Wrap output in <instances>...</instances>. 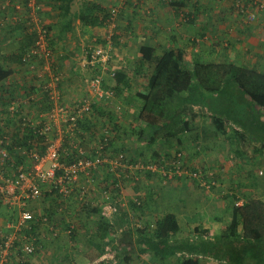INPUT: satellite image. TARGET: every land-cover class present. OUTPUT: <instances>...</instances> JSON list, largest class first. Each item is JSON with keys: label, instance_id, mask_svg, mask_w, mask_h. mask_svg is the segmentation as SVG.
<instances>
[{"label": "trees", "instance_id": "trees-1", "mask_svg": "<svg viewBox=\"0 0 264 264\" xmlns=\"http://www.w3.org/2000/svg\"><path fill=\"white\" fill-rule=\"evenodd\" d=\"M40 1L36 0L35 3V6L39 7L35 11L38 16L37 11L42 7ZM236 3V0L232 2L226 16L235 15L243 17L245 23L251 22L248 19L247 11H251L257 6L255 0H240V7H237ZM185 4V1L180 2L177 7L183 11ZM7 7L8 4H5V8ZM114 9L108 10L94 0H87L82 5L78 17L81 25L87 28L110 26L113 21L117 25ZM117 14L118 11H116ZM221 18H224V14L221 15ZM75 21L74 19L67 20L65 22L66 29L72 30ZM25 22V42L21 53L16 54V59L20 63L28 65L32 61H24L23 58L26 57L29 48L35 45L39 39V33L32 20V15ZM41 22L47 30V38L55 52V57L50 61L49 70H45L43 67L44 58L35 61L39 66L41 65L37 71L34 69L35 71L32 73L38 80H31L27 86V97L24 103L34 104L37 111L29 112L16 101L14 109L7 106L3 113L5 115L0 120V141L9 140L12 143L7 147L17 165L24 161V157L16 149L18 146L28 147L32 141L37 144L36 148L40 153L46 150L45 136L39 132L35 133V129L32 127L24 126L23 119L30 115L36 119L37 115L34 114L51 104L50 90L45 86L50 80H53V75L60 76L61 80L57 87L62 96L65 94L62 88L63 75L56 67V50L52 43V29L44 20ZM120 38H122V34L118 30L113 31L112 43L110 42L112 46L114 43L121 44ZM107 41L108 36H103V39L98 41L100 44L97 43V45L108 46L110 43ZM92 46L89 45L87 48ZM140 53L141 58L136 68V75L146 78L147 84L144 89L133 95L131 102H127L136 106L139 121L136 120L135 124L132 121L123 122L128 107L123 106L121 112L116 111V104L120 99L119 93L122 88L120 86L117 88L118 85L109 81L119 78V72L117 71L115 76L107 72L106 76L103 74L102 85L106 89L115 91V99L110 103L94 104L95 115L86 116L83 121L79 122V129L76 130L75 135L85 141L92 134L91 136L95 137L98 143L103 144L102 154L108 155L111 159L124 155L125 162H128L127 166L141 162L145 165H156L157 170L134 169V173L128 167L113 168L109 161H105L92 168L89 175H83L85 176L84 181L80 185L85 184L84 187L88 189L87 197L84 200H80L77 196L76 191L79 192L80 185L75 184L76 191L68 197H61L50 192L55 198L50 205L56 207L58 211L59 205L64 203L65 210L71 211L70 206H73V211L79 209L82 212L84 210L90 216L98 213L95 231L97 236L102 239L103 244L107 243L106 238L112 229L118 231L122 229L120 235L125 240L127 247L133 249L136 238L134 232H138L136 243L150 249L153 259L161 264H200L203 258H212L220 264H264V198L251 195L252 197L246 198L245 202L240 205L237 202L240 199L239 196L234 194L235 202L232 207L231 221L222 228L219 234L211 236L208 232L201 233V229L195 228L184 234L181 239L175 240L174 237L180 236L182 231L176 212L167 210L161 215L157 213L159 208H154L157 213L154 216V222L148 221L146 217H143L146 211L144 199L141 196L135 199L125 198L121 192L124 185L121 186V183L118 182V175L123 177L124 173H126L124 178L131 180L134 184H138L142 176L148 173H155L161 179L164 178L163 180L169 182L172 179L170 175L178 174L176 162L181 166L182 175L188 173L186 176L193 178L205 190L207 186L212 188L214 184L207 180L203 168L186 164L188 148L183 143L188 137L196 142L195 147L198 150L199 144L206 143V141L212 140L218 143L223 140L225 143L228 142L233 147L232 157L234 160L252 166L249 176L252 179L257 176L259 179L260 169L255 170V166H257L256 164L264 166V72H259L254 67L239 65L235 61L224 64L197 62L191 64L186 60V53L183 50L171 47L165 50L162 55H158L156 47L148 43L141 45ZM250 53L253 52L250 51ZM252 56L254 57V55ZM146 65L148 74L144 71ZM39 72H43V74L40 75ZM173 72L175 73L173 74ZM98 73H101V69L94 68L93 70L90 64H86L84 72L79 78L81 84L87 87L89 82L86 81V77L88 74L95 77ZM9 74L10 71H5L0 66V82H3V85H6L5 83L8 81L3 79ZM123 86L126 87L124 84ZM178 86L184 90L177 88L178 91L167 92L170 88ZM82 95L67 96L64 101L71 102L73 99L86 97L89 93ZM197 106H199L198 110ZM13 122H16L17 125L16 132L14 128L6 127ZM22 131L25 133H21ZM179 139L183 141L178 143ZM75 141V138L67 137L61 154L63 162L70 163L75 157L77 153V150L73 148ZM1 146L0 143V148ZM92 147L90 143H85V149L95 155L97 149ZM9 163H6L5 166H10ZM102 176L106 183L100 193L105 202H110L115 207L114 214L116 216H113V220L102 214L100 205H94L92 188L94 184L98 187L104 183L103 180V183L101 182L100 177ZM92 178L95 182H91ZM198 178L201 179L200 182ZM136 188L139 190L140 186L138 185ZM48 196L49 192H46L43 199L49 198ZM152 200L154 201V199ZM35 213L38 222L32 230L33 233L40 224H44L45 228L55 225L50 214H40L37 210ZM44 218H46L47 225L44 223ZM128 223L135 228L130 229ZM73 224L68 225V233L76 232V225ZM104 263L99 262L98 264Z\"/></svg>", "mask_w": 264, "mask_h": 264}, {"label": "crops", "instance_id": "crops-1", "mask_svg": "<svg viewBox=\"0 0 264 264\" xmlns=\"http://www.w3.org/2000/svg\"><path fill=\"white\" fill-rule=\"evenodd\" d=\"M37 1L39 2V0ZM85 1L87 0H41L42 7L37 11L52 29V43L56 50V67L63 75L64 97L71 95L74 97L77 94L83 96L82 94L89 93L88 88L82 85L79 79L85 69V48L89 45L100 44L98 41H101L103 36L107 37L111 30V27L107 25L90 28L81 25L78 15ZM95 1L108 10L118 9L116 29L114 28L112 32L118 30L122 34V38H120L121 44L114 43V47L110 44L112 60H114L110 64L117 68L119 78L109 81L118 85L117 88H122L118 102L124 103L128 107V112L123 119L124 123L132 121L135 124L138 120L139 113L136 111V106L127 102L147 84L146 78L136 75V68L141 58L140 47L146 44L147 40L148 44L156 47L158 55H162L165 50L174 47L183 50L186 53V60L191 64L196 62L224 64L235 61L239 65L254 67L259 72H264V11L260 12L254 21L245 23L243 17L226 16L234 0ZM183 1L186 4L182 11L177 7V4ZM35 3L36 0L29 2L27 0H0V66L3 70L10 71V74L3 79L8 80L6 85L0 82V120L4 117L3 113L7 106L12 108L16 101L29 112L37 111L34 104L28 102L25 104L24 102L27 97V86L31 80H38L32 75L38 65L35 63L22 64L16 59V54L21 53L25 42V21L31 17ZM5 4H8L7 8H5ZM184 13L185 15H183ZM222 14H224L223 19L221 18ZM70 19L76 20L72 30L65 27V22ZM261 45L263 48L260 47ZM257 48L260 49L259 53H250ZM247 55L250 60L253 59V63H247ZM144 71L148 74L147 65L144 66ZM108 79H110L109 76ZM11 101H13L12 104H9ZM196 109L198 110L199 106ZM6 127L15 130L17 125L16 122H13ZM191 139L188 137L183 143L188 148L186 164L203 168L207 180L214 184L212 188L208 186L205 190L197 182L187 178L189 176L185 178V174L170 175L172 179L167 182L155 173H148L142 176L138 184L125 179L126 173L123 177L118 175L119 184L124 185L121 192L125 198L135 199L141 196L144 199L146 211L143 217H146L148 221L154 222L153 219L157 213L162 215L167 210L176 212L182 231L180 236L174 237L175 240L181 239L184 234L195 228L201 229V233L208 232L211 236L219 234L222 228L230 223L232 217L231 212L235 198L229 197V193L237 195V191L240 190L238 181L242 182L246 176L242 166L231 172L229 161L224 160L221 155L216 156L215 148L217 147L221 152L220 150L225 146L223 140L218 143L212 140L200 143L198 150L195 147L196 142ZM182 141L179 139L178 143ZM205 158L209 160H205ZM226 165L228 168L225 170ZM103 176L100 177L101 182L104 181L103 184L98 187L93 185L92 197L94 205L102 207V214L113 220V216H116L114 214L115 207L110 202H105L100 193L106 183ZM83 179H80L79 184L84 181ZM234 181H236V185L233 183ZM91 182H95L94 178L91 179ZM138 185L140 186L139 190L136 188ZM231 185H235V190L230 189ZM177 190L182 193L178 198L183 201L187 198L191 205L188 203L181 207L171 206L172 197ZM253 191L255 192V188ZM48 197L50 199L45 198L38 202L36 210L40 214H50L55 224L53 225L59 230V233L56 237L49 239L47 237L49 228L40 224L36 231L32 232L38 247L37 253L29 255L21 248L23 245L21 232H17L11 227L16 222L14 218L17 217L18 206L9 204L0 193V232L18 236L13 247L7 252L5 264H98L99 262H105L104 264H161L153 259L150 249L136 243L138 232H134L136 238L133 249L127 247L125 240L120 235L122 229L120 231L112 229L106 238L107 243L103 244L102 239L97 236L95 231L98 213L90 216L84 210L82 212L79 209L73 211V206H70L71 211L65 210L64 203V205L57 206L58 211L56 207L50 205L51 201L55 200L50 192ZM201 204L204 211L206 210L204 218L207 220L201 221L200 225H192L193 221H190L188 216L192 217L194 213H198V205ZM61 208L62 210H60ZM154 208H159L157 213ZM131 215L133 217V213ZM73 223L76 225V232L71 234L68 233L67 228ZM152 226H154L153 223ZM129 228L135 227L130 224ZM129 251L130 253H128ZM216 263L219 262L212 258H203L200 264Z\"/></svg>", "mask_w": 264, "mask_h": 264}, {"label": "built area", "instance_id": "built-area-1", "mask_svg": "<svg viewBox=\"0 0 264 264\" xmlns=\"http://www.w3.org/2000/svg\"><path fill=\"white\" fill-rule=\"evenodd\" d=\"M236 2V6L240 7V0H236ZM255 4L257 6L253 10L247 11L248 19L251 21L257 17L260 11H264V0H255ZM34 8L36 11L39 7L34 5ZM116 11L115 8L114 16H116ZM32 20L35 22L39 39L35 45L29 48L23 60L32 61L31 63L38 65L35 61L44 58L45 63L43 67L45 70H49L51 66L50 61L55 57V52L47 38V30L41 22L43 19L35 12L32 15ZM109 27H111V30L108 33V40L111 42L112 30L116 27L115 22H111ZM110 44L108 46L93 45V49L89 47L92 49L91 51L89 48H85L84 65L90 64L93 70L94 68L101 69V73H98L95 77L89 74L86 77V81L89 82L87 86L88 96L73 99L71 102L64 101L66 96H62L57 87L61 78L59 75H53V80H50L45 86L50 90L51 104L47 108L38 111L37 114H34L37 115L36 119H33L31 115L23 119L25 121L24 126L32 127L35 129V133L39 132L42 136H45V152L40 153L36 148L37 144L32 141L28 147L18 146L16 149L24 157V161L22 164L17 165L7 147V145L12 143L9 140L0 141L2 144L0 148V193L9 204L18 206V218L11 227L15 231L21 232L23 242L21 248L26 254L34 255L38 250L35 237L32 236V230L38 222L35 213L36 205L44 198L46 192H54L61 197L70 196L76 191L75 184L80 185L79 181L81 178L83 179L86 175H89L92 168L99 166L105 161H109L113 165V168L120 166L128 167L132 170H157L156 165H145L141 162L127 166L128 162H125L124 155L111 159L108 155L102 154L103 144L101 142L98 143L95 137L91 136L92 134L85 141L75 135L76 130L79 129V122L83 121L86 116L95 115L94 104L100 102L110 103L115 99V91L106 89L102 85L103 74L108 72L112 76H115L117 73V68L110 65L112 61ZM40 66H36V71ZM39 74L42 75L43 72H39ZM14 106L15 104H13L12 109H14ZM122 109L123 105L121 103L116 104L117 112H121ZM21 133L24 134L25 132L22 131ZM23 134L21 135L23 136ZM67 137L76 139L73 148L77 150V153L70 163L61 160L63 145ZM83 141L90 143L91 146L96 148L97 153L95 155L90 154L85 149ZM8 162H10V166L6 167L5 164ZM175 164L177 168L176 172L181 174V166L179 163L175 162ZM84 174L85 176H83ZM84 185L79 186V192L76 191L80 200H84L87 197L88 189ZM44 223L47 225L46 218H44ZM48 227L49 234L47 237L49 239L56 237L59 230L55 226ZM0 235V264H5L7 252L13 247L18 236L3 232H0Z\"/></svg>", "mask_w": 264, "mask_h": 264}, {"label": "rangeland", "instance_id": "rangeland-1", "mask_svg": "<svg viewBox=\"0 0 264 264\" xmlns=\"http://www.w3.org/2000/svg\"><path fill=\"white\" fill-rule=\"evenodd\" d=\"M117 11H118V9H116ZM33 13H35V8H34V6H33ZM33 13H32V15H33ZM146 43H149L148 42V40L146 41ZM261 48H263V46L261 45L260 46ZM259 51H260V49L259 48H257L254 52H253V54L256 52V53H259ZM247 57V63H253V59L252 60H250V57H249V55H247L246 56ZM112 61H114V60H112ZM264 65V64H263ZM174 71V70H173ZM175 72H173V74H174ZM219 81H224V80H219ZM176 85V84H175ZM174 85V86H175ZM177 88L178 89H181L182 91L184 90V89H182V87L181 86H178V87H176V88H170L167 92H172V91H174V90H176V91H178L177 90ZM119 103H121V102H119ZM123 104V106H125L124 105V103H122ZM210 122V121H209ZM208 122V123H209ZM219 141V140H218ZM221 141V140H220ZM233 147L231 146V145H229V143L228 142H226L225 143V146H224V148L222 149V150H220L221 152H219V150L217 149V147L215 148L216 150H215V153L217 154L216 156H222L223 158H224V160H227V161H229V168L231 169V172H234V170H237V168H239V166L241 167L242 166V168H243V172H244V174L246 175L245 176V178L243 179V181L242 182H240V181H238V183L240 184V190H238L237 191V193L239 194V201H237L240 205L241 204H243V202H245V200H246V198H248V197H252L251 195H253V196H256V197H262V198H264V166L261 164V166H259V164H256L257 166H255L256 168H255V170H258V169H260L259 170V173H260V177H259V179L257 178V176L255 177V179H252L251 178V176H249V174H250V171H252L251 169L253 168L252 166H250L249 164H247V163H245V164H243V163H240V161L239 160H237V161H235L234 160V158L232 157V154H233V149H232ZM209 152V151H208ZM201 154H203V153H201ZM205 160H209V159H207V158H205ZM228 168V166L226 165V168H225V170ZM232 168H234V169H232ZM225 172V171H224ZM262 172V173H261ZM187 176H186V174H185V178H186ZM184 178V179H185ZM187 178H189L190 180H193L194 182H195V180L193 179V178H190V177H187ZM243 178V177H242ZM199 180V182H200V178H198ZM235 185H236V181H234L233 182ZM235 185H231V187H230V189H232V190H235ZM256 186V187H255ZM206 188H208V186L206 187ZM253 188H255V192L253 191ZM179 190V189H178ZM177 190V192L173 195V197H172V201H171V206L172 207H181V206H183V205H185V204H188L189 202L187 201V198H185L184 199V201L183 200H180L178 197H180L181 196V191H178ZM254 192V193H253ZM185 193V192H184ZM237 194V195H238ZM229 197H234V195H233V193H229ZM184 198V197H183ZM193 199V198H192ZM190 204V203H189ZM191 205V204H190ZM17 207V206H16ZM198 208H199V212L198 213H194L193 214V216L191 217H189L188 216V219L190 220V221H193L191 224L192 225H196V224H198V225H200V223H201V221H206L205 220V218H204V212H205V214H206V210L204 211V208H203V205L201 204V205H198ZM209 208V207H208ZM210 209V208H209ZM15 210H17V208H15ZM16 215H17V217L16 218H14L15 220L18 218V210L16 211ZM216 264H219V263H216Z\"/></svg>", "mask_w": 264, "mask_h": 264}, {"label": "clouds", "instance_id": "clouds-1", "mask_svg": "<svg viewBox=\"0 0 264 264\" xmlns=\"http://www.w3.org/2000/svg\"><path fill=\"white\" fill-rule=\"evenodd\" d=\"M260 12H262V11H260ZM260 12H259V13H260ZM257 16H258V15H257ZM255 19H256V18H255ZM255 19H254V20H255ZM254 20H252V21H254ZM252 21H251V22H252ZM118 103H119V102H118ZM121 104H122V103H121ZM122 105H123V104H122Z\"/></svg>", "mask_w": 264, "mask_h": 264}]
</instances>
